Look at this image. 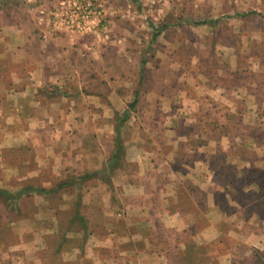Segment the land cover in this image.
<instances>
[{
  "label": "rangeland",
  "instance_id": "rangeland-1",
  "mask_svg": "<svg viewBox=\"0 0 264 264\" xmlns=\"http://www.w3.org/2000/svg\"><path fill=\"white\" fill-rule=\"evenodd\" d=\"M151 1L116 2L98 38L55 30L104 49L98 68L105 85L87 82L116 88L119 110L112 102L109 113L90 108L71 117L100 125L110 114L114 153L94 145L97 137L109 142L99 127L69 129L73 148L95 159L83 162L88 173L77 162L66 179L53 175L51 161L37 169L33 146L18 142L19 129L0 137V191L7 193L0 195V264L117 263L113 254L99 258L106 251L97 237L112 232L124 212L112 172L123 166L129 123L139 143L155 146L152 155L164 164L155 177L181 186L171 197L180 195L181 213L190 214L181 226H164L132 264H264V0ZM21 10L27 12L16 0L3 3L0 22L16 24ZM103 172L111 203L88 208L85 190ZM123 172L129 181L136 166ZM209 184L219 188L209 194Z\"/></svg>",
  "mask_w": 264,
  "mask_h": 264
},
{
  "label": "crops",
  "instance_id": "crops-1",
  "mask_svg": "<svg viewBox=\"0 0 264 264\" xmlns=\"http://www.w3.org/2000/svg\"><path fill=\"white\" fill-rule=\"evenodd\" d=\"M20 6L23 7L22 4ZM15 17L18 18L16 24L0 22V137L3 141L9 138L12 128L19 129L18 142L33 146V154L39 159L37 169L40 172L43 170L41 163L51 161L53 175L67 179L75 176V171H78L75 164L80 161L81 164L76 167L88 173L90 168L83 162L95 158L87 155L90 152L73 148L72 133L68 130L74 127H99V134L106 139L109 137V142L105 146L102 139L97 137L98 144L94 145L102 147L100 154L105 152L110 157L114 153L112 136L115 124L110 121V114L100 125L95 121L80 120L81 116L78 115L76 121L75 117H71L74 111L76 114L84 113L90 108L109 113L112 102L118 106L112 110H119L121 100L116 88H111L108 93L87 82L89 78L96 83V78L99 84L105 85V75L98 68L105 59L104 49L96 41L57 33L46 27L47 23L40 25L35 10H21ZM77 100L85 107L84 110L75 109ZM127 124L121 127V130L124 128L123 134L128 128ZM129 125V134H122L123 166L112 172L116 187H119L124 212L122 217L112 222V232L97 237L99 247H104L106 251L99 258L103 257L101 260H104V257L113 254L118 258L116 264H132V260L136 262L137 258L140 261L141 253L149 249V243L163 236L164 226H181V218L188 219L190 216L184 211L181 213V196L178 195L177 199L173 195L171 197L175 192L181 194V186L175 182L165 185L155 177L154 173L164 165L155 161L156 157L152 155L155 146L139 143L137 134L133 133L136 129L131 127V123ZM128 164L136 166V173H127L134 175L130 176L129 181L124 180L126 176L123 172ZM203 165L205 161L197 167ZM141 167H145V174L139 172ZM37 171L33 174L36 178L39 177ZM98 171L99 168L96 173ZM208 175L207 180L212 181L214 175ZM104 177L105 172L95 178L97 185L83 192L88 208L103 209L107 206L109 193L106 181L101 180ZM210 185L208 191L213 194L219 185ZM88 221L94 223L90 218ZM177 232L181 234V230ZM139 243L145 244L141 251L138 250ZM147 264H151V261Z\"/></svg>",
  "mask_w": 264,
  "mask_h": 264
},
{
  "label": "built area",
  "instance_id": "built-area-1",
  "mask_svg": "<svg viewBox=\"0 0 264 264\" xmlns=\"http://www.w3.org/2000/svg\"><path fill=\"white\" fill-rule=\"evenodd\" d=\"M9 0H0V6ZM27 12L35 10L39 24L68 34L103 36L110 25V16L117 13L121 0H16ZM132 2L135 0H125ZM140 1V0H138ZM20 4V5H21ZM155 5V1L150 2Z\"/></svg>",
  "mask_w": 264,
  "mask_h": 264
},
{
  "label": "trees",
  "instance_id": "trees-1",
  "mask_svg": "<svg viewBox=\"0 0 264 264\" xmlns=\"http://www.w3.org/2000/svg\"><path fill=\"white\" fill-rule=\"evenodd\" d=\"M117 146H118V145H117ZM113 159H116V158L113 157ZM6 194H7V193H6ZM6 194H5V192H3V191L1 192V191H0V195L4 196V195H6ZM6 196H7V195H6Z\"/></svg>",
  "mask_w": 264,
  "mask_h": 264
}]
</instances>
